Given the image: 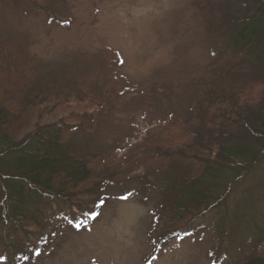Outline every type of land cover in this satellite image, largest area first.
Listing matches in <instances>:
<instances>
[{"label":"rangeland","instance_id":"rangeland-1","mask_svg":"<svg viewBox=\"0 0 264 264\" xmlns=\"http://www.w3.org/2000/svg\"><path fill=\"white\" fill-rule=\"evenodd\" d=\"M220 14L205 0H0L2 67L33 90L68 86L79 94L83 86V104L67 98L66 91L58 93L41 123L63 116L55 104L62 100H72L71 111H88L74 117L70 135L78 152L94 154L114 182L99 220L78 230L69 218L47 221L38 237L47 235L48 243L22 263L218 264L215 211L171 221L163 216L155 183H168L178 171L176 162L158 163L154 143L178 137L179 119H190L196 102L206 104L204 92L211 88H248L254 102L264 96L262 79L240 57L214 53ZM108 72L122 77L126 88L115 89ZM128 133L136 135L130 142ZM189 226L194 229L188 232ZM174 229L182 231L161 238ZM246 239L239 232L229 241L219 264H245L264 252V244L254 250ZM17 241L24 242L20 234L10 239Z\"/></svg>","mask_w":264,"mask_h":264},{"label":"trees","instance_id":"trees-1","mask_svg":"<svg viewBox=\"0 0 264 264\" xmlns=\"http://www.w3.org/2000/svg\"><path fill=\"white\" fill-rule=\"evenodd\" d=\"M205 1L222 13L214 53L240 57L241 64L264 84V0ZM107 74L115 89L126 88L122 77ZM79 87V94L68 86L56 92L54 87L26 88L25 82L4 70L0 60V264H24L21 261L31 252L32 258L37 257L49 241L47 235L38 237L46 231L47 221L50 225L59 217L69 218L71 228L78 230L99 220L111 196L108 189L114 182L106 165L93 161L90 152H78L70 135L76 126L74 117L87 116L88 111H71L72 100H62L55 104L61 106L57 109L63 110V116L41 123L49 117L50 102L59 98L58 93L66 91L67 98L83 104L86 97ZM221 90L205 91L209 101L191 106L190 119L171 113L179 119L178 137L154 143L158 163L176 162L178 171L168 183H155L163 216L171 221L215 211L211 225L217 232L218 264L239 232L254 250L264 244V206L257 207L264 199V96L254 102L247 96L248 88ZM69 115L72 118L66 120ZM134 136L128 133L126 141ZM254 173L255 182L250 177ZM247 177L251 184L245 187ZM188 228V232L194 229ZM178 231L182 230L161 238L165 241ZM18 234L22 245L10 242ZM255 253L245 264H264V252Z\"/></svg>","mask_w":264,"mask_h":264},{"label":"snow or ice","instance_id":"snow-or-ice-1","mask_svg":"<svg viewBox=\"0 0 264 264\" xmlns=\"http://www.w3.org/2000/svg\"><path fill=\"white\" fill-rule=\"evenodd\" d=\"M126 199V198H125Z\"/></svg>","mask_w":264,"mask_h":264}]
</instances>
